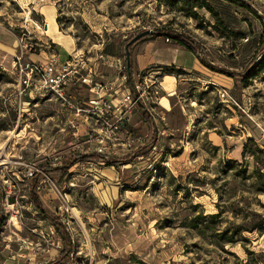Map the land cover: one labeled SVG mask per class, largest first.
Here are the masks:
<instances>
[{
	"label": "rangeland",
	"instance_id": "374dc122",
	"mask_svg": "<svg viewBox=\"0 0 264 264\" xmlns=\"http://www.w3.org/2000/svg\"><path fill=\"white\" fill-rule=\"evenodd\" d=\"M239 1L255 12L225 0H208L214 11L194 9V17L159 0H37L39 6L57 7L60 31L91 64H99L97 80L118 82L123 90L129 84L120 81L122 73L103 66L98 56L123 60L135 36L154 33L130 47L134 80L150 86L154 96L145 107L155 109L153 150L120 169L81 162L60 176L46 170L63 166L73 155L95 154L93 147L84 145L77 154L68 145L74 132L79 142L86 140L87 131L70 128L68 121L73 106L89 93L78 88L66 100L50 96L17 109L19 81L12 58L18 38L26 34L38 45L36 53H27L28 62L41 50L54 49L27 0L21 5L0 0V168L18 191L7 201L0 189L1 264L54 263L64 247L60 234H53L55 225L34 204L21 175L26 165L45 171L52 181L39 196L73 240V254L63 264H245L246 249L264 253V235L238 233V226L254 221L252 213L264 218V195L255 197L252 182L236 177L241 167L231 163L253 171L256 160L250 153L243 158L245 145L249 151L256 145L264 150V0ZM31 20L40 22L43 42L23 25ZM164 29L184 35L198 47L201 60L221 71L245 73L255 61L251 75L236 82L213 72L173 40L156 36ZM13 48L14 56L9 54ZM258 64L263 65L256 69ZM137 113L141 119L139 107L131 117ZM140 119L130 124L133 136L110 145L106 158L127 159L153 140ZM202 213L221 217L214 225L199 219L200 235L194 225ZM225 231L234 243H223L215 234Z\"/></svg>",
	"mask_w": 264,
	"mask_h": 264
},
{
	"label": "built area",
	"instance_id": "2783aa9c",
	"mask_svg": "<svg viewBox=\"0 0 264 264\" xmlns=\"http://www.w3.org/2000/svg\"><path fill=\"white\" fill-rule=\"evenodd\" d=\"M20 37L18 38V53L12 63L19 81L15 91V100L20 112L23 111L22 108L28 104L29 100H47L50 99V96H58L66 100V97H69V92L77 91L78 88H85L89 93L88 97L82 101L81 105L73 106L76 118L74 122H70V127L74 130H80V124L76 119L82 117L85 122L90 124V130H87L86 140H82L83 142L78 141L80 135L74 132L72 142L68 143L69 148L80 154L83 152L80 150L81 147L87 145L93 147L94 153L108 156L110 145H115L116 142L120 143L123 135L133 136L129 127L131 114L139 105L148 107L150 101L152 103L155 101L154 96H150L148 91L150 86L139 79L130 81L126 74V58L119 60L112 59L107 55L98 56V60H101L100 63L103 66L117 70L120 75L122 73L120 81L129 84V89L123 90L124 85L120 86L118 82H99L97 80L99 64H91L82 52L63 61L57 54L52 53L45 62H28L27 53H36L38 45L29 42L26 34ZM46 46L51 47L49 43ZM41 51L43 52V50ZM70 99H72L71 96ZM148 110L150 115L154 116L152 112L155 109ZM140 140L138 139L137 142ZM24 168L21 175L24 180L29 182L30 186L32 181L37 179L36 190L39 194L51 185L52 181L45 171L31 165H26ZM17 178L19 177L17 176ZM0 189L7 201L15 198V194L18 192L17 183L12 179H5L1 168ZM54 228L53 234L57 236V229L55 226ZM59 240L62 241L60 238ZM36 264L44 263L38 262Z\"/></svg>",
	"mask_w": 264,
	"mask_h": 264
},
{
	"label": "trees",
	"instance_id": "16d2710c",
	"mask_svg": "<svg viewBox=\"0 0 264 264\" xmlns=\"http://www.w3.org/2000/svg\"><path fill=\"white\" fill-rule=\"evenodd\" d=\"M159 1L169 7L176 8V9L179 8L181 11L187 14H191L189 15L190 17L196 16V14L193 12L194 9H205V10H208L209 12L214 11L212 6L208 2V0H159ZM225 1H229L233 4L237 3L241 7L247 9L249 12L250 11L255 12L253 8L251 7V5H248L246 3H241V1L239 0H225ZM156 34H157L156 36L158 37H162V38L165 37L166 39L173 40L175 42L176 47H178V49L180 48L181 50L194 54L200 60L202 59L199 56L198 47L195 46L194 43L188 40L184 35L171 32L167 29L159 31ZM201 62L206 68H209L213 72H216L218 74H222V75L224 74L236 82H238L241 79L248 78L251 75L250 72L252 71V67H254L256 63L255 61L253 62L251 66V70L249 69L245 73L236 74L230 71H225V70L221 71L217 69L216 67H214L213 65H211L210 63L205 62V60H201ZM261 65L258 64L257 66H255V68L258 69ZM126 74L128 75L130 81L134 80V74H133L132 67L130 69V72L128 71V68H127ZM139 109L142 110V116H141L142 123L148 127L150 132H153L154 138L151 142L144 144V146L139 148L136 154L124 160H120L117 158L108 159L105 156L100 155L98 153L91 154V155H73L70 159L65 160L63 166L59 168L48 169L46 170V172L51 175L58 174L60 176H65L67 175L69 170L76 164H79L81 162L95 163L96 161L97 162L101 161L108 167L112 166L116 169H120L121 167L124 166V164L130 163L136 158H139L149 153L151 150H153V147L157 141V136H156L157 135V124H156V121L153 120L152 118L153 116L150 115V113L145 109L144 106L139 105ZM249 143L256 145L255 141L253 140H249ZM248 153H250L251 156L254 158V160H256V166L253 171H250L248 168L243 167L242 166L243 164H239L237 161H234L231 163L234 164V166H238L239 168L241 167L235 173L236 177H238L239 179H243V180H250L252 182L250 186L252 194H254L255 197L256 196L259 197L261 195H264V150L260 148V146L256 145L255 151H249V148L246 144L245 150L243 153L244 159L247 158ZM37 183H38L37 179H34L31 183V197L33 198L34 204L38 210L44 212L47 215V217L50 218L53 225H55L57 232L60 234L62 241L64 242V247L62 248L60 252L61 255L55 260L54 263H50V264H63L64 262L68 261L73 254V250H74L73 240L71 239V235L69 231L67 230L66 225H64L62 221L59 218H57L55 215H50L46 211L45 206L42 202L41 196H39V193L36 190ZM260 205L264 207L263 204H260ZM0 215H2L1 210H0ZM220 217H221L220 213L213 214L210 216H205L202 213L198 217L195 218L194 227L198 230L199 234L201 235L203 234L204 229H201V228L198 229L199 224L197 222L199 221V219L206 220L214 225L215 223L217 224L218 222H220L219 220ZM252 217L254 218V221L250 223L251 224L250 226L245 225V224L243 226L241 225L238 226L239 235H243L244 232H249V233L259 232L262 235H264V218H262L261 214L259 213H252ZM256 218L258 219L255 220ZM0 219H1V216H0ZM214 230H217L216 226L214 227ZM215 234H217V236L222 239L223 243L229 244V243H234L235 241L233 240V238L228 237V234L226 231L220 234L219 233H215ZM241 241H246V240L244 238H241ZM246 252L249 256V259L245 262V264H264V253H260L258 254V256H256L254 253H252L251 251H248L247 249H246ZM0 264H1V261H0Z\"/></svg>",
	"mask_w": 264,
	"mask_h": 264
},
{
	"label": "crops",
	"instance_id": "0c3cea01",
	"mask_svg": "<svg viewBox=\"0 0 264 264\" xmlns=\"http://www.w3.org/2000/svg\"><path fill=\"white\" fill-rule=\"evenodd\" d=\"M24 1H26V0H11V2H16V3H19L20 5H21V3L23 4ZM36 1L37 0H32V1L27 0L26 6L33 8L34 11H36L37 14L40 16L41 22H43V24H44L43 32H44V35L46 36L45 41H51V43L53 44L54 51L47 52V51L43 50V52L41 54H38L37 56L34 55V56L30 57L29 61L30 62H45L52 55V53L57 54L59 56L60 60L63 61L72 55H75L77 53H81V51L75 50L76 46H75V42H74L73 38L71 36L65 35L63 32L60 31V26H59V23L57 21V19H58L57 7H55L54 5H46V6L40 5L39 6L36 4ZM31 22H32V24H28V22H26L23 25H26V28L28 29V31L30 32V34L32 36L34 35V37L38 38L41 41L44 40V38H43L44 35H43V32H41V28H40V22L35 21V20H31ZM0 35H2V34H0ZM13 37H15V36H13ZM15 39H16V37H15ZM11 44H15V40L12 39ZM15 46H17V45L15 44ZM14 49L15 48H13L12 52L9 53V54H12V56H14V54H15ZM9 54L4 55V57H2L4 59V62L2 61V65H4L5 60L8 59ZM14 57L12 58V60L14 59ZM119 98H121V97H119ZM116 102H117V100L115 101V103ZM75 118L76 117L74 115V112H72V114H69L68 123L70 124V122H74ZM133 119L139 120L140 114L137 113L132 117L130 116V119H129V121L131 122L130 124L133 123ZM76 121H78L80 123V129H84L85 131L90 130V124L88 122H85V120L82 117L77 118Z\"/></svg>",
	"mask_w": 264,
	"mask_h": 264
},
{
	"label": "water",
	"instance_id": "95a60500",
	"mask_svg": "<svg viewBox=\"0 0 264 264\" xmlns=\"http://www.w3.org/2000/svg\"><path fill=\"white\" fill-rule=\"evenodd\" d=\"M154 34L152 31H147V32H143V33H140L138 34L137 36H135V38L130 41L127 45H126V63H127V68H128V71L130 72V69H131V53H130V47L135 45L136 42L140 41L141 39H144L146 37H149V35H152Z\"/></svg>",
	"mask_w": 264,
	"mask_h": 264
}]
</instances>
